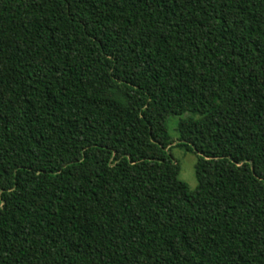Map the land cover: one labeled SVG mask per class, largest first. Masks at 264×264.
<instances>
[{
    "label": "trees",
    "instance_id": "trees-1",
    "mask_svg": "<svg viewBox=\"0 0 264 264\" xmlns=\"http://www.w3.org/2000/svg\"><path fill=\"white\" fill-rule=\"evenodd\" d=\"M0 264H264V0H0Z\"/></svg>",
    "mask_w": 264,
    "mask_h": 264
},
{
    "label": "rangeland",
    "instance_id": "rangeland-1",
    "mask_svg": "<svg viewBox=\"0 0 264 264\" xmlns=\"http://www.w3.org/2000/svg\"><path fill=\"white\" fill-rule=\"evenodd\" d=\"M189 114L172 115L167 119V128L170 133L171 139L175 140V143L180 137L179 121L181 118L188 117ZM171 153L174 158V162L180 164V178L185 180L192 191L198 187V179L196 174V164L199 156L196 152L188 151L184 147L174 146L171 149Z\"/></svg>",
    "mask_w": 264,
    "mask_h": 264
}]
</instances>
